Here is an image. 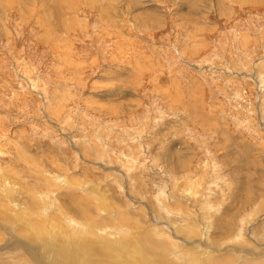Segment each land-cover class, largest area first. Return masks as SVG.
<instances>
[{
	"label": "rangeland",
	"instance_id": "374dc122",
	"mask_svg": "<svg viewBox=\"0 0 264 264\" xmlns=\"http://www.w3.org/2000/svg\"><path fill=\"white\" fill-rule=\"evenodd\" d=\"M0 264H264V0H0Z\"/></svg>",
	"mask_w": 264,
	"mask_h": 264
}]
</instances>
